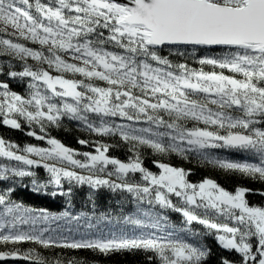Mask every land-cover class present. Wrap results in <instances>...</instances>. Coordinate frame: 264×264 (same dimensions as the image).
<instances>
[{
  "label": "snow or ice",
  "instance_id": "snow-or-ice-1",
  "mask_svg": "<svg viewBox=\"0 0 264 264\" xmlns=\"http://www.w3.org/2000/svg\"><path fill=\"white\" fill-rule=\"evenodd\" d=\"M165 51L190 55L201 68L173 63ZM5 56L23 67L0 65V75L26 79L28 94L0 81V123L15 130H23L21 120L38 125L43 135H26L49 147L20 148L0 138V157L17 162L0 164V181L33 177L40 191L48 185L31 169L43 167L48 183L59 189L52 196L71 195L63 179L127 193L135 210L56 215L13 201L14 188L8 187L0 192V245L104 255L142 250L159 264H206L211 249L198 238L214 235L221 249L238 254L239 264H264V207L249 205L245 196L252 190L238 186L230 193L210 178L191 183L190 170L163 159L196 160L264 183V0H0V57ZM64 117L97 136H118L133 157L111 158L105 144L95 154L76 153L47 135L46 127H59ZM142 149L151 151L158 172L143 166ZM217 149L244 152L255 162L218 157L211 151ZM109 165L107 176L119 182L96 175ZM169 210L183 217L182 226L169 222ZM193 223L208 231L192 230ZM101 224L122 227L105 232ZM8 260L85 264L18 247L0 251V261ZM220 264L232 261L221 257Z\"/></svg>",
  "mask_w": 264,
  "mask_h": 264
},
{
  "label": "trees",
  "instance_id": "trees-1",
  "mask_svg": "<svg viewBox=\"0 0 264 264\" xmlns=\"http://www.w3.org/2000/svg\"><path fill=\"white\" fill-rule=\"evenodd\" d=\"M41 2L47 3L48 0H41ZM20 42L25 43L24 41ZM27 46L33 49H39L37 45L31 44L30 42H27ZM203 54L204 53H197V57ZM162 55L168 56L173 63H187L190 68H201V65L196 63V60L190 55H169L167 51L163 52ZM8 63L12 64L14 70H22V62L11 60V58L7 56L0 57V65L4 66L5 69L7 68ZM28 64L34 65L35 62L29 59ZM204 70L209 71L210 68L208 66H204ZM217 71H219V69H217ZM0 81L8 82L11 91H14L21 96H27L28 89L26 79L22 81L20 79H10L6 75H0ZM98 83H101V86H104L102 82ZM0 119H2V117H0ZM20 122L22 123L23 130L10 129L0 123V138H4L7 142L15 143L20 148H22L25 144H31L39 147H49L45 141H38L34 137L26 135L27 131H35L37 134L43 135V133H40L38 125L34 124L29 127L26 122L22 120ZM46 132L49 137L57 139L66 147L73 149L76 153L88 152L95 154V147L99 144H105L110 146L107 155L111 158H116L122 162H128L129 159L133 157V153L129 151V145L123 142L118 136H97L96 134L85 130L78 121L69 120L67 117L62 118L59 127L54 125L47 126ZM80 140L87 141V144H80ZM224 156H226L228 160L241 162L247 160L249 162H255L246 153L234 150H226ZM75 158L80 160L84 159L82 155H77ZM141 159L144 167L153 172H158V169H156L152 163L153 154L150 150L142 149ZM163 159L165 163H169L172 166L190 170V175H188L187 179L191 183H199L204 178H210L230 193H234L238 186L251 189L252 191L246 193L245 196L249 205L264 207V196L259 194L260 192H264V183L253 181L239 173L225 172L224 170L211 165L201 164L196 160L187 161L176 156L165 157ZM15 163L17 162H10L5 158L0 157V164L7 165ZM111 169L112 166L109 165L108 169L104 173H96V175L100 178H108L112 181L119 182L117 181L116 176H107V171ZM31 170L36 173L35 179L39 181L40 184H47V188L35 191L32 184L33 177H25L15 183L12 181H0V192L4 191L8 187H12L14 188V191L11 193V199L13 201L20 203L25 207L46 209L49 213L56 215H59L64 211H69L73 215L83 212L94 217L109 213L112 216H119L122 213L131 214L135 210V206L132 202H130L131 198L128 197L127 193H121L120 191L112 192L107 187L92 189L87 184L79 185L75 182L70 184L67 180L63 179L62 188L64 191L71 188V195L65 196L58 194L56 196H52L51 192H59V189H56L54 185L48 183L50 174L46 172L43 167H33ZM88 174L89 173L87 172L82 173V175ZM129 175L130 177L132 176V174ZM134 178L139 180V174H135ZM125 197H127V199ZM173 200L175 201L174 197ZM167 214L174 218L179 217L177 213L172 211H168ZM190 227L192 230L200 233H206L208 231L204 229L202 225L195 223H193ZM198 239L207 248L211 249L212 254L208 258L206 264H220L221 257L229 259L232 261V264H239L238 254L234 252L230 253L221 249L216 242L214 235H202ZM14 247H18L22 253L27 252L30 249H35V251L41 256L49 260L56 256H60L65 261L69 258L75 257L78 260H83L85 264H159V261L156 259H148V256L152 255L151 253H145L142 250L119 251L104 255L91 250H69L57 248L46 249L32 243H24L16 246L8 245L6 247L4 245H0V251H8ZM0 264H30V262L26 260H8L0 261Z\"/></svg>",
  "mask_w": 264,
  "mask_h": 264
},
{
  "label": "rangeland",
  "instance_id": "rangeland-1",
  "mask_svg": "<svg viewBox=\"0 0 264 264\" xmlns=\"http://www.w3.org/2000/svg\"><path fill=\"white\" fill-rule=\"evenodd\" d=\"M31 44H32V43H31ZM35 45H37L38 47H40L38 44H35ZM211 151H212L215 155H217L218 157H221V158H225V159H227L226 156H224V153H225L226 150H220V149H217V150H211ZM49 163H51V161H49ZM25 167H27V166H25ZM67 167H68L70 170H74V171H76L78 174H82L83 172H87V171L82 170V169L73 168V166H70V165H68ZM87 173H88V172H87ZM145 206H146V205H145ZM169 211H170V210H169ZM167 215H168V214H167ZM177 215H179L178 218H174V217L168 215V219H169V222H170L172 225H174V226H176V227H180V226H182L181 224H182V221H183V217H182L179 213H177ZM93 222H95V220H93ZM57 223H59V224H64L65 222H64V221H58ZM53 227H55V224H53ZM100 227L103 228L105 232H108L109 230H111V231H119L120 228H121L122 226H121V225H116V224H112V225H107V226H105L104 224H101ZM184 235H185L186 238H187L188 234H184ZM190 242H191V241H190Z\"/></svg>",
  "mask_w": 264,
  "mask_h": 264
},
{
  "label": "water",
  "instance_id": "water-1",
  "mask_svg": "<svg viewBox=\"0 0 264 264\" xmlns=\"http://www.w3.org/2000/svg\"><path fill=\"white\" fill-rule=\"evenodd\" d=\"M123 2H127V0H123Z\"/></svg>",
  "mask_w": 264,
  "mask_h": 264
}]
</instances>
